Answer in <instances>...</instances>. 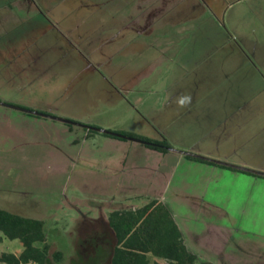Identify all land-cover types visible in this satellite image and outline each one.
<instances>
[{
	"label": "rangeland",
	"instance_id": "rangeland-1",
	"mask_svg": "<svg viewBox=\"0 0 264 264\" xmlns=\"http://www.w3.org/2000/svg\"><path fill=\"white\" fill-rule=\"evenodd\" d=\"M152 3L161 0H0V104L46 114L0 105V207L45 220L48 264H109V213L161 197L204 248L232 264H264V177L239 168L264 172V0L162 5L154 36L183 38L189 69L198 62L212 70L232 56L228 75L215 71L200 98L216 107L172 122L178 110L162 104L171 78L119 86L137 61L121 45L136 33L115 35L122 24L143 23ZM83 56L95 71L84 69ZM97 128L172 147L156 150ZM15 245L22 250L18 239L2 238L0 253H17Z\"/></svg>",
	"mask_w": 264,
	"mask_h": 264
},
{
	"label": "trees",
	"instance_id": "trees-1",
	"mask_svg": "<svg viewBox=\"0 0 264 264\" xmlns=\"http://www.w3.org/2000/svg\"><path fill=\"white\" fill-rule=\"evenodd\" d=\"M112 132L119 135L104 133L123 139L134 138L160 151L172 147L166 140L153 139L139 133L123 130ZM188 157L212 162L195 154H188ZM108 220L115 236L109 264H214L204 260L198 262V255L187 246L171 209L156 198L137 208L113 210L109 213ZM45 226L46 223L42 219L27 217L0 207V241L5 237L18 239L24 247L18 255L8 251L0 253V262L48 264L51 246ZM100 248L102 254L103 248ZM53 256L56 261L63 258L61 251H56ZM155 257L162 258L167 263Z\"/></svg>",
	"mask_w": 264,
	"mask_h": 264
},
{
	"label": "crops",
	"instance_id": "crops-1",
	"mask_svg": "<svg viewBox=\"0 0 264 264\" xmlns=\"http://www.w3.org/2000/svg\"><path fill=\"white\" fill-rule=\"evenodd\" d=\"M156 9L149 10L145 14V18L142 21L143 23L139 24L137 21H134L133 23L136 24H122L119 28L120 33H118L117 36L124 37V31L126 30H134L136 33L135 38H132L129 41H125V44L121 45V52L123 51L127 57L135 56L136 62H130L131 70L129 72H126V79L124 80V83H120L119 86L123 87L127 84L136 83L137 86H143L144 84L152 81V84L163 82L167 77L171 78L165 86L163 85L162 89V95L163 98L162 104L165 103V106H172L174 109L178 110V113L175 114L172 119H169L170 122L176 121L180 118H183V115L187 114L188 112L202 109L203 105H200V98L203 97L205 90H207V86L209 84H212V76L215 77V71L219 73H224L225 75H228V69H226L224 66L226 62L229 59H232V56H222L227 57L220 59L221 62H215L212 64V70L206 67H203L198 64V62L193 66L192 69H189L188 63H185L182 60V51H183V38H169V37H160V36H154L155 30L158 27V24L156 23V20L159 18V14L157 16H154V21L149 22V20L152 18V14L154 13ZM162 14V13H160ZM142 18V17H141ZM156 18V20H155ZM144 35H153V38L150 39H144ZM112 36V37H115ZM85 58V56H83ZM88 57V56H87ZM85 62L84 69L86 70H96L97 67L95 63L90 60V58L83 59ZM104 56L102 58L101 63L110 64V58H107L104 62ZM217 61V60H216ZM139 62V63H138ZM133 65V66H132ZM105 66V65H104ZM126 67V66H125ZM128 68V67H127ZM127 68L125 70H127ZM214 68V69H213ZM128 71V70H127ZM131 72V73H130ZM161 73V79L158 78L159 74ZM163 76H165L163 78ZM135 79V80H134ZM134 80V81H132ZM122 84V85H121ZM129 84V85H130ZM211 90L210 87H208V91ZM157 93H160L158 91ZM190 93V94H188ZM161 94V93H160ZM178 100V105H173V101ZM204 101L206 106L203 107V109H209L212 110L216 107V104L214 101ZM210 103V104H209ZM10 104V103H9ZM0 105L10 107L13 109H22L25 107H12L9 105H6L5 103H1ZM183 110H187L184 112ZM201 112V111H199ZM198 114V111H196ZM203 114L207 115L206 113L202 112ZM173 114V113H172ZM178 115V116H177ZM44 117V116H42ZM57 117V116H56ZM54 120H60L59 118H55L51 116ZM101 131V130H100ZM154 138V137H153ZM191 154V153H190ZM183 155L188 157V154L185 152ZM200 155V154H197ZM202 156V155H201ZM118 166L122 167V171L126 170V166L121 163V156H118ZM196 160V159H191ZM202 163V162H201ZM210 167H214V164H209ZM240 173H244L241 172ZM260 176L261 174H258ZM160 201H163L168 207L171 209L169 204L161 197L156 198ZM129 209V208H128ZM115 210H121V209H115ZM172 211V209H171ZM182 233L185 239V242L189 249L196 253L198 255V258H202L204 261H210L214 264H232L231 260L227 261L225 257L216 251H213L212 249L204 248L201 244H198L195 242L191 237H188L183 230L184 227L179 223L177 215L172 211ZM26 216V215H24ZM109 216V215H108ZM29 217V216H27ZM33 218V217H32ZM108 219V218H107ZM44 220V219H42ZM45 221V220H44ZM107 224L109 228L107 227V230L109 231L111 229L109 225V220H107ZM112 230V229H111ZM100 239L104 238L101 233H99ZM22 243V242H21ZM18 249V252H13L15 254H20L23 250V244H22V250L19 249V246L15 245ZM102 247V246H100ZM157 260L167 263L166 260L162 258L155 257Z\"/></svg>",
	"mask_w": 264,
	"mask_h": 264
},
{
	"label": "water",
	"instance_id": "water-1",
	"mask_svg": "<svg viewBox=\"0 0 264 264\" xmlns=\"http://www.w3.org/2000/svg\"><path fill=\"white\" fill-rule=\"evenodd\" d=\"M6 105H9V106H12V107H17L16 105H13V104H9V103H5ZM23 110H26V111H28V112H32V113H35V114H39V115H46V114H43V113H41V112H38V111H34V110H30V109H27V108H22ZM53 117H55V118H58V117H56V116H53ZM59 119H61V118H59ZM94 128V127H93ZM98 130H101V131H103V132H110V133H115V132H112V131H109V130H105V129H99V128H97ZM115 134H118V133H115ZM119 135V134H118ZM129 139H133V140H136V139H134V138H129ZM137 141H139V140H137ZM141 142V141H140ZM195 155H197V154H195ZM197 156H200V155H197ZM200 157H203V156H200ZM236 167V166H235ZM240 169H244V170H248V171H252V172H255V173H258V174H261V175H264V172H259V171H255V170H251V169H247V168H244V167H239Z\"/></svg>",
	"mask_w": 264,
	"mask_h": 264
},
{
	"label": "flooded vegetation",
	"instance_id": "flooded-vegetation-1",
	"mask_svg": "<svg viewBox=\"0 0 264 264\" xmlns=\"http://www.w3.org/2000/svg\"><path fill=\"white\" fill-rule=\"evenodd\" d=\"M166 2H168V0H161V4H159L161 7H160L159 5H156V4H153V3H152L151 6H149V8L147 9V11H148V10L151 11V10H153V9H156V10H159L158 12L161 13V12H163V10L165 9L164 6H162V5L165 4ZM156 10H155V11H156ZM160 13H158V14H160ZM152 15H153V16H152V18L149 20V22H153V21H154V16H155V15H154V14H152ZM160 15H161V14H160ZM152 20H153V21H152ZM155 20H156V18H155Z\"/></svg>",
	"mask_w": 264,
	"mask_h": 264
}]
</instances>
